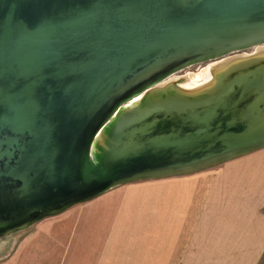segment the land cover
I'll use <instances>...</instances> for the list:
<instances>
[{
	"label": "water",
	"instance_id": "water-1",
	"mask_svg": "<svg viewBox=\"0 0 264 264\" xmlns=\"http://www.w3.org/2000/svg\"><path fill=\"white\" fill-rule=\"evenodd\" d=\"M262 148L264 0H0V237Z\"/></svg>",
	"mask_w": 264,
	"mask_h": 264
},
{
	"label": "crops",
	"instance_id": "crops-1",
	"mask_svg": "<svg viewBox=\"0 0 264 264\" xmlns=\"http://www.w3.org/2000/svg\"><path fill=\"white\" fill-rule=\"evenodd\" d=\"M207 170L208 191L198 196L200 179L188 185L187 178ZM207 170L145 180L157 182L143 185L161 192L157 201L143 204L133 194L111 200L112 189L44 218L0 264H37L38 258L44 264H208L205 246L213 240H231L238 254L259 256L264 249V148ZM206 198L208 224L202 208ZM154 203L152 215L148 210Z\"/></svg>",
	"mask_w": 264,
	"mask_h": 264
},
{
	"label": "rangeland",
	"instance_id": "rangeland-1",
	"mask_svg": "<svg viewBox=\"0 0 264 264\" xmlns=\"http://www.w3.org/2000/svg\"><path fill=\"white\" fill-rule=\"evenodd\" d=\"M204 66L207 65V63L203 64ZM203 66V67H204ZM202 66L200 65H194L189 68H186L178 73V75H184L188 74L190 72L192 73H198ZM196 179H200L199 181ZM196 180L197 181V189L199 196L202 191H208V170L194 174L187 178L188 185H190L191 181ZM157 182H145V180L142 181H136L125 185H120L112 190V194L110 198L111 200H119L122 201L124 199L129 198L131 194L138 197V200L141 202V200H144L143 204L147 201H157L160 198V191L152 190L151 188L143 187V185L150 186V185H156ZM172 184V183H171ZM196 185V183H194ZM132 189V190H131ZM110 191V190H109ZM167 194V193H166ZM205 194V193H204ZM189 194L186 195L188 197ZM170 199V198H169ZM206 204L204 203L203 199V207L206 208L208 204V198L205 200ZM142 204V206H143ZM153 207L148 210L150 214L153 215L155 212V203L151 204ZM118 207V214L122 211V205H119ZM264 210V208H263ZM187 212H189L187 210ZM145 215V213L143 214ZM204 222L208 224V207L206 208V216L203 217ZM37 225V224H35ZM33 225L29 229L11 234L9 236L0 237V263L6 260L8 257H10L14 251H16L20 241L27 236L31 231L36 230V226ZM206 226L205 224H203ZM213 243L218 244V247L213 245ZM233 241L227 240V242H222L219 240H213L208 241V245L205 246L208 251V264H264V249L262 253L259 256H245L238 254V248L235 245H232ZM227 252V253H225ZM254 259V260H253ZM34 262H38L37 264H44L41 262V260L38 258L34 260Z\"/></svg>",
	"mask_w": 264,
	"mask_h": 264
},
{
	"label": "bare ground",
	"instance_id": "bare-ground-1",
	"mask_svg": "<svg viewBox=\"0 0 264 264\" xmlns=\"http://www.w3.org/2000/svg\"><path fill=\"white\" fill-rule=\"evenodd\" d=\"M211 65H208L204 68H202L200 70V72L198 73H192L190 72L189 74H192V75H195V78L196 79H204V80H207L210 78V75H211ZM196 79H193L191 81H189L186 86H192V85H195V82H196Z\"/></svg>",
	"mask_w": 264,
	"mask_h": 264
}]
</instances>
